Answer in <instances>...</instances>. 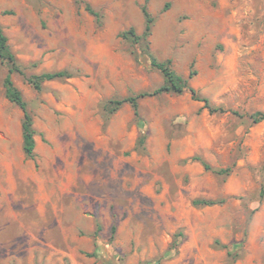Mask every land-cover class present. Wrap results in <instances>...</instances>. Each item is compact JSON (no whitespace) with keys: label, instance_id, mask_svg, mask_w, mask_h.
<instances>
[{"label":"rangeland","instance_id":"obj_1","mask_svg":"<svg viewBox=\"0 0 264 264\" xmlns=\"http://www.w3.org/2000/svg\"><path fill=\"white\" fill-rule=\"evenodd\" d=\"M0 29L35 130L28 159L0 61V264H264V0H0ZM147 50L225 112L185 92L139 99L142 130L109 114L163 85Z\"/></svg>","mask_w":264,"mask_h":264},{"label":"trees","instance_id":"obj_2","mask_svg":"<svg viewBox=\"0 0 264 264\" xmlns=\"http://www.w3.org/2000/svg\"><path fill=\"white\" fill-rule=\"evenodd\" d=\"M81 1V0H79ZM86 11L92 15L96 16V13L93 10L86 6ZM142 13L145 18V29L142 36H138L133 29L128 30L122 34L124 39H129L132 42L139 44L151 34V29L154 24V18L148 12L146 6L142 8ZM147 54L150 57L151 66L156 69L163 77V85L155 89L151 93H140L134 97H127L124 99L110 101L106 107V110L109 114L115 113L123 104H129L133 111L135 117L138 119V127L142 130L143 125L139 120L138 116V100L147 96H158L162 94H176L181 95L185 92H188L191 96V99L196 102L203 104V108L207 109L210 114L214 113H224L225 110L222 108H214L210 105L208 99L201 97L196 90H194L190 84L189 80L193 76L191 73L187 79L183 78L177 74L171 66V61H158L151 56L149 50ZM0 61L7 67V74L3 80V88L5 92V97L7 100L18 107L22 112V122H21V131H22V150L26 158L34 159V150H35V130L33 129L32 117L27 110L26 102L24 101L20 91L15 87L12 80V75L17 73L23 75V72L20 66L17 63V60L14 54L11 52L8 40L3 31L0 29ZM72 77V74L68 71H58L52 73H42L40 75H31L26 77V82L36 91L40 92L42 90L43 84L49 81L65 80ZM251 120L254 124L264 122V113L257 112L251 116ZM206 170H210V167L204 164ZM227 171L220 170L219 174L226 173ZM220 202L202 200L195 201V205H204L212 206ZM111 231L114 233L115 228L112 227Z\"/></svg>","mask_w":264,"mask_h":264}]
</instances>
